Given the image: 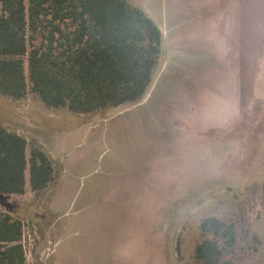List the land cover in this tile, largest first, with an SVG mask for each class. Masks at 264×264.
I'll return each instance as SVG.
<instances>
[{
  "label": "rangeland",
  "instance_id": "obj_1",
  "mask_svg": "<svg viewBox=\"0 0 264 264\" xmlns=\"http://www.w3.org/2000/svg\"><path fill=\"white\" fill-rule=\"evenodd\" d=\"M128 1L164 32L147 96L75 115L0 95L56 168L0 212L25 222L27 264H194L210 217L237 227L225 261L264 264V0Z\"/></svg>",
  "mask_w": 264,
  "mask_h": 264
},
{
  "label": "trees",
  "instance_id": "obj_2",
  "mask_svg": "<svg viewBox=\"0 0 264 264\" xmlns=\"http://www.w3.org/2000/svg\"><path fill=\"white\" fill-rule=\"evenodd\" d=\"M0 95H36L50 109L92 115L142 101L163 54L160 28L128 0H0ZM28 70V74H27ZM0 122V194L49 189L56 168L48 154ZM194 264H233L225 250L237 227L210 217ZM26 225L0 212V264H27Z\"/></svg>",
  "mask_w": 264,
  "mask_h": 264
},
{
  "label": "crops",
  "instance_id": "obj_3",
  "mask_svg": "<svg viewBox=\"0 0 264 264\" xmlns=\"http://www.w3.org/2000/svg\"><path fill=\"white\" fill-rule=\"evenodd\" d=\"M231 14H232V16L235 18L236 13L233 12V11H231ZM229 15H230V13H229ZM237 16H238V20L240 21V11L237 13ZM159 28H160V27H159ZM160 30H161V32H162V36H163V39H164V32L162 31L161 28H160Z\"/></svg>",
  "mask_w": 264,
  "mask_h": 264
}]
</instances>
